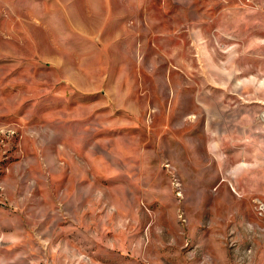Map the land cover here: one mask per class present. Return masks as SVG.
<instances>
[{
	"label": "rangeland",
	"instance_id": "1",
	"mask_svg": "<svg viewBox=\"0 0 264 264\" xmlns=\"http://www.w3.org/2000/svg\"><path fill=\"white\" fill-rule=\"evenodd\" d=\"M264 0H0V264H264Z\"/></svg>",
	"mask_w": 264,
	"mask_h": 264
},
{
	"label": "built area",
	"instance_id": "2",
	"mask_svg": "<svg viewBox=\"0 0 264 264\" xmlns=\"http://www.w3.org/2000/svg\"><path fill=\"white\" fill-rule=\"evenodd\" d=\"M262 206H263L262 208L264 209V205H262Z\"/></svg>",
	"mask_w": 264,
	"mask_h": 264
}]
</instances>
